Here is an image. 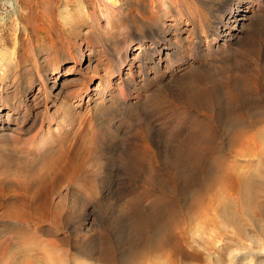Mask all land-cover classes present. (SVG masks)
<instances>
[{
	"label": "rangeland",
	"instance_id": "obj_1",
	"mask_svg": "<svg viewBox=\"0 0 264 264\" xmlns=\"http://www.w3.org/2000/svg\"><path fill=\"white\" fill-rule=\"evenodd\" d=\"M0 72V264H198L200 227L235 224L210 206L263 154L264 0H0ZM67 149L83 165L49 192L59 217L10 218Z\"/></svg>",
	"mask_w": 264,
	"mask_h": 264
},
{
	"label": "bare ground",
	"instance_id": "obj_2",
	"mask_svg": "<svg viewBox=\"0 0 264 264\" xmlns=\"http://www.w3.org/2000/svg\"><path fill=\"white\" fill-rule=\"evenodd\" d=\"M107 1L110 2V0ZM113 3H115V1H113ZM242 18H238L234 22L239 23V20H241ZM125 55L127 58L128 52L125 51ZM2 61H5V58L2 59ZM5 68L6 67L3 65L2 69L6 72L11 67L8 69ZM238 114H240V112ZM258 135L260 137H263L262 133H258ZM0 138H4V137L0 136ZM0 143L3 145L6 144V142L4 143L1 140ZM27 143H30V141ZM80 151L81 150L78 149L77 151L74 152H71L70 149H67L66 151L62 150V152H60L59 154L54 156L51 160H49L48 163L46 162L44 164L45 165L44 169H42L44 171L36 173V175L33 176L32 179L30 180V182H28V184L26 182L20 183L19 187H17V193L15 194V197L11 198L7 203L4 202L7 204L6 207L8 208L9 217L15 219L22 218L23 220L24 219L28 220L31 218L32 221H34L35 219L36 220L42 219L41 216L42 212L47 211L49 215L55 217V219L58 218L59 215L61 214V211L59 210L58 207H55L54 209L53 201L50 198L49 192L59 183V181L63 179L70 181L73 180L78 175L77 171L79 168L81 169L83 165L80 158L82 153H80ZM260 153H263L260 156L261 157L260 162L255 163L254 167L252 166L250 172L247 171L241 172L238 169H234L236 172L235 174L232 175L231 173H229L227 177V185H228L227 188H230L231 191L235 190L234 193H229L228 191L222 189L214 197L210 209L211 208L215 209L216 210L215 212H218L221 215V217L223 216V218L225 217L232 218L235 224L228 222L230 221V219L228 221L223 220L222 222H220L221 220L220 221L218 220L222 225L219 226L214 222L215 221L214 219L213 222L215 223L216 229L225 231V233H220V231L219 232L216 231L217 232L216 234H214V232L210 233V230L208 229L209 230L208 231L207 228L203 230L204 227H200L203 230V232L202 230L201 232L199 231L200 232L199 233L200 236H198L199 238L198 237L197 238L193 237V238H195L194 242L196 241V243L199 244L198 247L200 246L199 251L201 250L200 249L201 247L204 249V253H206L205 254L206 257L203 258V261L205 260V262L200 263L199 261L198 264H244V262L247 263L248 260H250L249 262L250 264H264V226L259 225V223L257 224L253 223L254 222L253 219L255 220L254 217H256L254 215L255 212L249 213V209L247 207L248 203L251 205L252 203H254L257 208H260V210L261 208L264 209V206L260 205L262 201L261 196L264 197V173H263V168L261 167L262 165L264 166V148ZM11 159L8 160L7 158L3 157L2 162L3 163L4 161L16 162L19 159L20 161L21 160L28 161V160H32V156L31 158L21 157L20 155L15 153L14 155L11 156ZM222 162L223 161H221L217 166H220ZM9 167L10 165L7 164L6 169H8ZM0 183L2 184L0 185V205L3 206L1 203L5 201L6 196H8L7 193L5 192V186H3V184L6 183L9 184V182L7 180H2ZM253 184L260 186L259 191L258 190L251 191ZM259 193L262 195L259 196ZM239 208H241L245 216H247L246 220L249 219L248 222L251 221L249 224L257 228L256 231L252 227L251 228L253 230H250V227L244 222H242L241 221L242 219L238 217L239 215L238 213L240 211ZM216 215L218 217L217 213ZM249 216H251V218H249ZM212 217L215 218V216L213 215ZM208 223L210 226V222ZM258 226H260V230ZM211 228L210 229L214 231L213 226ZM225 239H228V242L224 244H220V241L221 240L223 241ZM2 242L3 241L0 240V250H2L1 248L2 244L4 246V243ZM5 245L7 247L8 244L5 243ZM6 247L3 249H6ZM1 254L3 255L4 253ZM32 256L30 258L27 256L28 258H24V259L21 258V259L22 261L23 260L25 261L27 260V262L30 261L28 262L30 264H56L55 260H52L50 258L42 257L43 259H40ZM6 264H21V262L14 257V258H10L6 262Z\"/></svg>",
	"mask_w": 264,
	"mask_h": 264
}]
</instances>
